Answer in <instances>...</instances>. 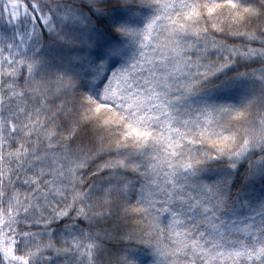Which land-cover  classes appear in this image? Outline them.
<instances>
[{
    "label": "snow or ice",
    "instance_id": "6c2138e0",
    "mask_svg": "<svg viewBox=\"0 0 264 264\" xmlns=\"http://www.w3.org/2000/svg\"><path fill=\"white\" fill-rule=\"evenodd\" d=\"M0 264H264V0H0Z\"/></svg>",
    "mask_w": 264,
    "mask_h": 264
}]
</instances>
